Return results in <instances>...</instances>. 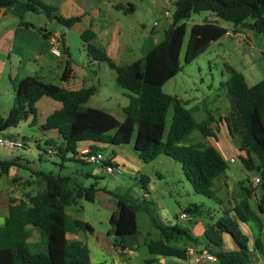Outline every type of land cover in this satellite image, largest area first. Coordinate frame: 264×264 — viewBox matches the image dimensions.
I'll list each match as a JSON object with an SVG mask.
<instances>
[{"label": "trees", "instance_id": "trees-1", "mask_svg": "<svg viewBox=\"0 0 264 264\" xmlns=\"http://www.w3.org/2000/svg\"><path fill=\"white\" fill-rule=\"evenodd\" d=\"M17 3V0H0V11ZM173 5L172 23L164 32L163 39L146 56L130 64H116L103 48L94 43L96 35L92 30L82 35L93 59L107 63L116 72L117 85L130 92L129 103L123 108V121L103 109L87 106L98 91L95 86L69 90L27 76L16 88L15 103L8 116L0 117V133L16 128L30 118V125L36 126L37 104L43 97H49L63 105L38 127L47 137L45 144L52 148V154L71 160L67 157L71 153L74 156L72 159L88 164L79 156L84 145L90 144L97 151L101 150L100 145L123 146L132 142L136 132L134 149L141 160L150 163L165 154L182 165L184 175L196 194L215 198L212 187L215 180L227 171V161L212 145L188 146L184 141L196 130L204 137L217 139L219 130L212 127L214 120L211 115L197 122L193 110L187 109L177 97L165 93L163 87L183 69L180 56L187 35L186 20L193 14L206 12L219 17L222 22L231 23L235 31L243 23L251 21L254 32L264 38V0H173ZM22 6L31 12H43L68 28L81 21L80 17L65 19L57 15L56 9L39 0H28ZM227 32L220 24L207 21L194 24L187 40L185 63L191 64L206 53L212 43L227 36ZM226 70L230 77L224 85L228 93L235 97L236 109L243 123V128L239 130L241 144L238 150L245 156L239 155L240 159L246 168L257 169L264 174V77L249 86L245 76L235 68L226 65ZM72 76L69 59L62 82H68ZM171 107L174 113L167 129V115ZM225 122L228 132L233 135L234 129L228 117ZM47 132H56L60 140L46 136ZM9 137L17 142L13 135ZM20 144L13 148H23L24 145ZM18 160L0 159V177L8 175L13 167L26 168ZM107 165L110 164L100 166L105 168ZM34 174L37 182L43 185L42 191L35 195L26 194L20 201L10 198L8 216L0 226V264H90L89 248L80 241L70 242L67 234L79 231L93 233L94 228L86 221L71 217L67 207L81 199L94 203L97 193L103 189L97 184L85 186L70 176L45 172ZM87 177L93 176L88 174ZM148 182L149 178L143 176L144 189ZM109 194L117 206L109 220L115 245L122 246L126 237L139 233L137 214L140 212L151 216L161 241L168 244L179 240L199 243L189 228L165 226L158 222L147 201L136 204L117 192L109 191ZM184 212L202 215L196 205L189 206ZM233 212L235 216L225 214L208 224L205 237L209 244L215 246H223L225 235H229L235 243V250L216 253L219 264H251L247 238L239 227V222H246L247 218L238 206ZM32 228H37L40 233L42 251L33 252L28 246ZM257 245L260 248L258 242Z\"/></svg>", "mask_w": 264, "mask_h": 264}, {"label": "rangeland", "instance_id": "rangeland-1", "mask_svg": "<svg viewBox=\"0 0 264 264\" xmlns=\"http://www.w3.org/2000/svg\"><path fill=\"white\" fill-rule=\"evenodd\" d=\"M136 6L137 12L127 16L121 24V27L126 26L133 30L130 36L133 38L130 43L133 50L127 57L119 59L118 62H122V64H129L138 58L142 59L140 49L137 46L142 40L141 37L143 38V35L145 36L149 31L154 30L157 38L163 39L164 32L172 23V15L175 10L173 0H137ZM148 9L150 10L149 16L146 14ZM167 11H169L170 17L167 16ZM205 18L206 13L203 12L193 14L185 21L187 35L180 56L183 69L164 85L163 91L177 97L187 109H192L197 122L204 121L209 115L212 116L213 128L219 130L217 139L204 137L196 130L186 138L184 144L188 146L212 145L227 161V171L215 180L212 187L216 197L209 199L196 194L186 179L180 163L165 154L150 163L141 160L134 149L136 132L130 144L99 146L104 156V163L121 171L120 173L109 174L104 167L95 164H82L72 159L74 156L71 153L67 154L71 160H63L60 156L52 154L50 151L52 148L45 144L47 138L43 136L44 132L38 127L31 126L27 121H22L18 127L0 133V137L8 139H10V135H13L14 140L24 145L23 148L0 146V159L16 160L19 158L18 162L26 166V168L16 169L15 173L18 174L16 176L19 179L12 185H10V179L7 175L0 177V226L4 224L3 213L7 211L10 198L20 201L25 198L26 194L35 195L42 191L43 185L37 182V176L34 174L36 172L70 176L85 186L97 184V187L103 189L99 192L94 203L81 199L78 200L77 205L67 207V212L73 218L91 222L100 235L106 236L110 233L113 240L115 236L109 219L113 213L115 199L109 194V191L126 196L136 204H143L147 201L153 217L165 226L180 225L192 228L194 220L203 222L206 227L212 223V217L230 215L231 211L226 209H230L231 202L240 205L243 200L248 198L246 191L250 185V180L254 177L259 175L264 182V174L259 173L257 169L246 168L240 159L239 154L241 153L238 151L241 144L239 130L243 128V123L236 109V99L228 93L224 85L230 77L226 65H230L242 73L249 86H253L263 79L264 38L256 32L251 33L249 31H245L249 36L248 41L245 42L227 35L219 41L213 42L206 53L187 65L185 63V50L190 29L194 24L202 23ZM223 25L227 27L228 32L233 30L231 23L223 22ZM113 31L114 29L111 28L110 35L113 34ZM85 67L88 68V65ZM92 70L96 71V80L90 84L102 88V91L99 95L91 98L87 106H97V108L112 114L119 121H123L125 117L123 108L129 103L128 95L130 92L117 85L116 72L107 63L99 62L95 64V67H92ZM80 78L76 82L80 81ZM107 90L110 91L111 95L109 101L105 99ZM12 101L13 99L9 98L5 92L1 95L0 117L6 118L8 116ZM173 113L174 109L171 107L167 115V129L170 126ZM226 117L230 119L234 129L233 135L228 132ZM241 156L245 155L241 154ZM88 174L93 177H87ZM143 176L149 178L146 189L142 185ZM262 186L264 183L257 189L259 197L263 194ZM4 191L8 193L5 194ZM193 205L200 207L201 216L184 212L186 208ZM182 213H185L188 218L181 219ZM191 218L194 220L192 221ZM137 221L142 236H146L148 232L151 235L160 236L150 215L140 212L137 214ZM30 248L32 249L31 246ZM216 250H220V248L217 247ZM230 250L235 249L231 246ZM92 256L96 260L99 254L93 251Z\"/></svg>", "mask_w": 264, "mask_h": 264}, {"label": "crops", "instance_id": "crops-1", "mask_svg": "<svg viewBox=\"0 0 264 264\" xmlns=\"http://www.w3.org/2000/svg\"><path fill=\"white\" fill-rule=\"evenodd\" d=\"M17 1V4L0 11V98L5 92L9 98L13 99L10 110L15 103L16 88L19 82L27 76L35 77L46 83L60 85L69 90L95 86L90 84L96 80V71L92 70V67H95L99 61L94 60L88 54L87 45L82 40V35L87 30H92L95 33L94 43L103 48L116 64L126 65L118 61L127 57L133 50L130 45L133 39L130 37L133 30L126 26L121 27V24L127 16L137 12V0H39L41 3L56 9L57 15L65 19L80 17L81 21L70 28L55 19H50L43 12L25 10L22 5L28 0ZM146 14L150 15L149 9ZM210 16L211 14L206 13L204 21H207ZM220 25L227 29L223 22ZM111 28L114 29L112 35H110ZM232 29L235 31L233 25ZM237 31L254 33L252 22L243 23ZM58 33L63 37L64 54L61 57H56L51 53V43L48 40L49 35ZM141 39L137 48L140 49L142 58L162 40L157 38L154 30L149 31L145 36L143 35ZM69 59L71 63H74L72 67L73 76L68 82H62V75ZM137 60L139 58L129 62V64ZM85 65H88V68ZM79 78L80 81L76 82ZM97 89L95 95H99L102 91V88L97 87ZM105 93V99L109 101L110 91L107 90ZM62 107V103L49 97H43L37 104L38 121L35 127L42 125L52 113ZM26 121L31 124V118ZM46 136L60 140L56 132H47ZM16 169L18 168H11L7 175L10 179V185L19 179L16 176L18 174L15 173ZM253 179L250 180V185L246 191L248 198L243 200L240 205L231 202L230 209L226 210L231 211V216H235L233 209L238 206L244 213L247 221L239 222V227L247 238L251 264H264V186H262V196L259 197L257 194V189L264 182L261 179L259 186L253 189L251 185ZM7 193L6 191L5 194ZM77 203L78 201L73 205H77ZM8 209L9 205L7 211L3 213L4 221L8 216ZM116 209L115 202L113 213ZM222 216H214L211 221L214 222ZM191 220L193 221L194 218ZM194 221V226L189 229L192 235L199 239L198 244L188 243L185 240L168 244L161 241L160 236L151 235L150 232L146 236H142L139 231L136 235L126 237L122 246H118L114 244L110 233L106 236L100 235L91 222L88 223L94 228L93 233L83 231L68 233L67 239L70 242L80 241L89 248L90 264H219L218 261L207 260L196 263V256L189 254L187 248L194 247L197 252L207 249L215 255L216 252L230 250L231 246L236 249V245L229 235L224 236L223 246L209 244L205 237L203 222ZM27 242L29 248L32 247L30 249L33 252L42 251L44 248L37 228H32V236ZM257 242L260 248H258ZM217 247L220 250H216ZM93 251L99 254L96 260L93 259Z\"/></svg>", "mask_w": 264, "mask_h": 264}, {"label": "built area", "instance_id": "built-area-1", "mask_svg": "<svg viewBox=\"0 0 264 264\" xmlns=\"http://www.w3.org/2000/svg\"><path fill=\"white\" fill-rule=\"evenodd\" d=\"M167 16L170 17V13L169 11H167ZM207 22L211 23V24H220L222 23L221 19L215 15H211L208 19ZM227 35L229 37L235 38L238 41H248V34L246 32H242V31H229L227 32ZM49 42L51 43V53L56 56V57H61L63 56V37L61 34H52L49 35L48 37ZM0 146H5L8 148H13L15 146H21L20 143L14 142L10 139L4 138V137H0ZM79 156L80 159L88 164H95V165H102L104 163V156L102 154L101 151H97L95 150L90 144H86L84 145L80 151H79ZM105 170L109 173V174H114V173H120L121 171L116 168L113 167L111 165H107L105 166ZM261 183V178L260 177H256L252 180V188L256 189L259 184ZM181 219H187V215L182 213V215L180 216ZM187 252L191 255H195L196 259L195 262L196 263H201L202 261H217V256L213 253H211L210 251H208L207 249H204L200 252H197L195 250L194 247H188L187 248Z\"/></svg>", "mask_w": 264, "mask_h": 264}]
</instances>
